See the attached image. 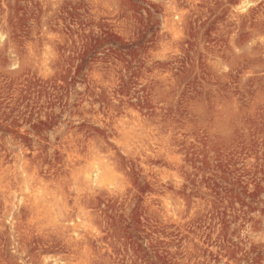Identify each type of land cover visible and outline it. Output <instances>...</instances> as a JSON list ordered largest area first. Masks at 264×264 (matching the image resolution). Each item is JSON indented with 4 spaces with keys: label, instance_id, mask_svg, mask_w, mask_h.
I'll use <instances>...</instances> for the list:
<instances>
[{
    "label": "rangeland",
    "instance_id": "1",
    "mask_svg": "<svg viewBox=\"0 0 264 264\" xmlns=\"http://www.w3.org/2000/svg\"><path fill=\"white\" fill-rule=\"evenodd\" d=\"M0 264H264V0H0Z\"/></svg>",
    "mask_w": 264,
    "mask_h": 264
},
{
    "label": "bare ground",
    "instance_id": "2",
    "mask_svg": "<svg viewBox=\"0 0 264 264\" xmlns=\"http://www.w3.org/2000/svg\"><path fill=\"white\" fill-rule=\"evenodd\" d=\"M242 4V7H244V2H242L241 3ZM97 170V169H96ZM94 172H95V170H94ZM98 172V171H97ZM99 174L98 173H96V174H94V175H91V176H85L86 177V179H87V181H89V182H92V183H94V182H96V181H98V179H99ZM28 185V184H27ZM24 186H25V184H24ZM25 187H28V186H25ZM31 187V186H30ZM33 188V187H32ZM25 189V188H24ZM26 189H28V188H26ZM22 190V189H21ZM22 192V191H21ZM27 192V191H26ZM32 192H33V190H32ZM35 192V191H34ZM36 193V192H35ZM22 194V193H21ZM33 194V193H32ZM32 194H30L31 195V197H32ZM23 195V194H22ZM21 195V196H22ZM35 196V195H34ZM23 198H26V200L28 199V195L27 196H25V197H23L22 196V198L20 197V199H22V200H20L19 199V201H23L24 199ZM9 201H8V199H7V202H9L11 205H12V203H13V200L11 201V198L9 197ZM26 200H24V202L26 201ZM30 200V199H29ZM6 201V200H5ZM28 201V200H27ZM12 202V203H11ZM28 202H30V201H28ZM9 204V205H10ZM77 231V230H76Z\"/></svg>",
    "mask_w": 264,
    "mask_h": 264
}]
</instances>
